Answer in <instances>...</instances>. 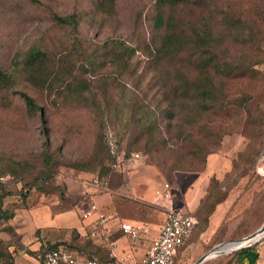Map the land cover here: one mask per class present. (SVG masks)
I'll return each instance as SVG.
<instances>
[{
    "label": "rangeland",
    "instance_id": "374dc122",
    "mask_svg": "<svg viewBox=\"0 0 264 264\" xmlns=\"http://www.w3.org/2000/svg\"><path fill=\"white\" fill-rule=\"evenodd\" d=\"M190 2L163 7L165 17L182 21L187 44L178 56L160 58L166 30L154 26L156 0H0V70L15 76L14 87L0 91V209L42 204L59 212L87 202L86 188L107 169L111 151L139 153L178 187L175 207L187 205L184 190L190 195L197 224L175 264H195L207 252L202 264H241L236 251L246 242L227 241L264 223V0ZM71 14L76 23L54 19ZM31 49L46 53L37 82L23 68ZM211 60L213 96L222 93L226 114L218 112L219 100L205 107L197 91L171 93L179 73L205 84L200 64ZM16 90L41 110L29 111ZM188 131L208 146L187 153ZM147 132L160 142L155 153L145 152ZM165 136L172 138L161 142ZM180 160L184 168L174 171L154 164ZM14 227L0 218V264H37L41 254ZM250 244L263 264L264 235ZM13 245L14 256L7 252ZM69 245L95 250L82 240Z\"/></svg>",
    "mask_w": 264,
    "mask_h": 264
},
{
    "label": "crops",
    "instance_id": "0c3cea01",
    "mask_svg": "<svg viewBox=\"0 0 264 264\" xmlns=\"http://www.w3.org/2000/svg\"><path fill=\"white\" fill-rule=\"evenodd\" d=\"M163 181L165 180L162 179L159 171L141 159L119 161L109 172L103 185L86 188L87 202L82 199V203L79 202L72 208L59 212H53L48 205L42 204L23 208L16 210L10 220L19 237L23 235L24 244L31 251L41 254L44 245L68 240L75 234L78 235V241L82 240L89 223L94 218L85 219L82 213L89 203L95 202L110 216L105 226L112 232L110 237L114 238L109 239L115 241V245H106V247L116 257L127 255L141 257L146 251L148 240L130 241L118 229V225L120 222L141 224L148 228L149 238L155 237L165 217L166 209L175 207L173 197L165 200L155 193ZM183 195L188 199V203L182 209L189 211L190 206L192 207L189 203V192L184 190ZM37 231L39 234L36 236ZM260 258L261 255H258L254 264H258ZM262 262L264 264V259Z\"/></svg>",
    "mask_w": 264,
    "mask_h": 264
},
{
    "label": "trees",
    "instance_id": "16d2710c",
    "mask_svg": "<svg viewBox=\"0 0 264 264\" xmlns=\"http://www.w3.org/2000/svg\"><path fill=\"white\" fill-rule=\"evenodd\" d=\"M188 2H190V0H156L157 11H156L155 17H154V26L157 29L164 28L166 30L165 34L161 38L159 46L156 48L157 54L159 55L160 58L169 57V56L174 58V57L178 56L180 54L182 48L184 47V45L187 44V41L184 38V35H187V33L181 27L182 21L180 20V23H179V21L177 20V18L173 14L165 17L164 13H163V7L170 6L171 8L176 10L178 7H180V5H185ZM54 19L60 24L76 23L75 15H73V14L67 15V16L54 15ZM192 33L194 35H196V37H199V34L196 31V29H193ZM45 58H46V53L40 49H31L29 51L27 59L23 63V68L31 71V73L29 75V79L32 82H37L38 76H37L35 70L41 64L44 63ZM210 65H212V66L214 65L212 60L211 61H202V63L200 64V66L203 68V71L206 74L205 77H202V80H205V84H203V83L196 84L198 79L195 82H191L188 80V78L186 76L179 73V74H177V79H176L177 83L173 86L171 93L174 96H178L181 90H186V92L188 94H191V96H193L195 91H197L198 93H200L203 96V98H204L203 105L205 107H212V105H214V102L219 100L220 102H219V111L218 112L226 114L228 111L226 110L227 106L223 105V102L221 100L222 93L216 99L213 96V83H212V80L210 79V77L208 76V70H209ZM234 71H235V69L232 68V69L227 70L226 73L228 75H230ZM181 79H184L186 81L185 85H178V82ZM14 85H15L14 73L8 72L5 70H0V91L12 89L14 87ZM14 92L19 94L20 97H22V99L24 100L26 107L29 111L41 110V108L38 107L37 104L35 103V100L33 99L32 96H30L29 94H27L26 92H24L22 90H16ZM168 95H170L169 91L168 92L163 91V96H168ZM171 102H173V101H171ZM172 118L173 117L171 115V119ZM171 126L172 125L169 123V127H171ZM169 138H172V137L165 136V137H163L161 142L166 143V140H168ZM182 138L185 141L186 140L188 141L190 151H188L187 153H189V154L194 155L197 151H199V150L201 151V149L208 146V144L204 140L202 142V139L200 137H198V138L194 137L193 133L191 131H188L186 133V135H184ZM146 143L148 145V148H146L145 152L146 153H155V151L157 150V145L160 142L158 141L157 137L152 132H147L146 133ZM169 144H170V142H169ZM171 146L175 147L177 150H180V151L182 150V147L177 146L174 143H171ZM210 151L211 150H207L205 152V154L209 153ZM109 154H110V158H111L109 166L102 173V175H100V176L98 175L101 185L104 184V181L107 178L109 172L119 162L120 155L118 153L111 151ZM194 162L195 161H190L189 164H194ZM154 164L162 172H166L169 170H171V171L180 170V169L184 168V165L181 162V160L179 161L180 165H170V164L167 165L165 162H162V161L161 162L156 161ZM29 196H30V193H27L24 197L28 198ZM80 201H81V199H80ZM76 204L77 203H74L73 206ZM0 205H1V200H0ZM14 215H15V212H8L5 209H0V218L5 217L6 219L10 220L14 217ZM37 234H39V231H37ZM73 236H74L73 238H70L68 240H64V241L62 240V241H58V242L49 243V244L44 245L42 248V253H41L40 259L46 251H49V250H52V249H55V248L62 246V247H66V248L72 250L73 252H75L78 255L85 256L87 258H96V259L103 261V262H108L109 260H113L109 256L110 249L108 247H106V245H99V244L93 242L92 239L87 234L83 236L82 241L84 243L92 245L95 248L94 251H89L88 249L83 248V247H76V248L70 247V245H69L70 243H75L76 241H78V239H77L78 235L75 234ZM112 238H114V237H112ZM252 246H253V244H250V245L242 247L236 251L238 259L240 261H242L241 263H243V262H245L246 264H254L255 263L256 258L258 256V253H257V251L254 252L252 250ZM12 248H13L12 250L7 249V252L10 253L12 256H14L13 254L16 251L14 249L15 246L13 245ZM12 252H13V254H12ZM251 252L255 253L256 257H252ZM175 261H176V259H175ZM11 264H16L15 258L13 259V263H11Z\"/></svg>",
    "mask_w": 264,
    "mask_h": 264
},
{
    "label": "built area",
    "instance_id": "2783aa9c",
    "mask_svg": "<svg viewBox=\"0 0 264 264\" xmlns=\"http://www.w3.org/2000/svg\"><path fill=\"white\" fill-rule=\"evenodd\" d=\"M140 158L141 155L139 153H133L128 158L123 155L120 156L119 161ZM259 161H264V137ZM92 181L95 187L101 186L97 176H93ZM177 189L178 187L165 180L156 189L155 193L162 199L170 200ZM82 217L85 219L94 217L85 232V235L87 234L93 242L99 245H115V241L109 240L112 232L105 226V222L110 216L103 212L95 202L89 203L88 207L83 211ZM196 224L197 219L192 212L171 206L166 209L165 217L159 226L156 236L153 238L148 237V228L144 225L130 222L119 223L118 229L130 241L148 240L146 251L141 257L135 255L116 257L110 250L109 256L113 260L103 262L96 258L78 255L72 250L60 246L46 251L38 261V264H175V259L191 237ZM241 264L246 263L243 262Z\"/></svg>",
    "mask_w": 264,
    "mask_h": 264
},
{
    "label": "water",
    "instance_id": "95a60500",
    "mask_svg": "<svg viewBox=\"0 0 264 264\" xmlns=\"http://www.w3.org/2000/svg\"><path fill=\"white\" fill-rule=\"evenodd\" d=\"M264 228V223L257 229V230H255L254 232H252L251 234H249V235H247V236H245V237H242V238H240V239H237V240H234V241H239V240H241V239H245V238H250L251 236H253V235H255V233H257V232H259L260 230H262ZM261 238V237H260ZM260 238H258L257 240H255V241H253V242H251V243H254V242H256V241H258ZM234 241H227V242H234ZM224 243H226V242H224ZM221 244H223V243H220V244H218V245H216L215 247H213L210 251H213L214 249H216L219 245H221ZM245 245L246 244H244V245H241V246H239L237 249H240V248H242V247H245ZM236 250V249H235ZM208 253V252H207ZM207 253H205L204 255H202L196 262H195V264H202L205 260H207L208 259V256H207Z\"/></svg>",
    "mask_w": 264,
    "mask_h": 264
},
{
    "label": "bare ground",
    "instance_id": "6f19581e",
    "mask_svg": "<svg viewBox=\"0 0 264 264\" xmlns=\"http://www.w3.org/2000/svg\"><path fill=\"white\" fill-rule=\"evenodd\" d=\"M263 234H264V228L262 230H260L259 232L255 233V235L251 236L250 238H245V239H241L239 241H234V243H238V242H243V243L246 242L245 244H247L248 242L251 243V242L257 240L258 238L262 237ZM237 245H241V244H237Z\"/></svg>",
    "mask_w": 264,
    "mask_h": 264
}]
</instances>
